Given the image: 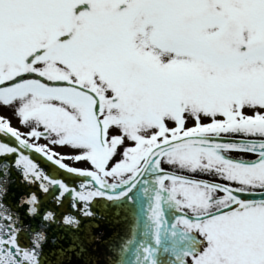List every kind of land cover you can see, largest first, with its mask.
Instances as JSON below:
<instances>
[{
    "label": "rangeland",
    "instance_id": "1",
    "mask_svg": "<svg viewBox=\"0 0 264 264\" xmlns=\"http://www.w3.org/2000/svg\"><path fill=\"white\" fill-rule=\"evenodd\" d=\"M120 1L121 0H113V2L110 3V0H103L102 3L106 8H111L110 10H113L117 6L116 4ZM194 1L195 0H191V2ZM209 1L214 8L219 10V14L223 15L227 20L231 21L236 19L237 27L242 30L243 37H245L246 33V35L250 34V36L254 38L253 40H264V34L261 33V31H264V15L262 14V10H260L259 14L255 15L254 13L251 14L249 10L246 12V10L237 9L238 6H234L233 4L240 0H199L198 4L199 6L201 5L203 8H206L208 7L207 4ZM243 1L249 2L250 0ZM94 2L96 3L100 1L94 0ZM255 2L257 3V0H255ZM240 5L244 6L243 4ZM61 6L64 8L68 7L69 3L65 2ZM51 7L53 6L50 4L48 8L51 9ZM163 8L164 6L160 4L158 0H151L145 3L135 4L130 9L127 8L126 10L119 12L116 17H113L112 19L108 16V12H104L98 18L92 20L93 23L91 27L94 31H84L91 34L93 48H91L90 52H85L84 49L79 51L77 48L70 52H66L67 48L62 47L57 50L55 53L56 55L53 54V58L52 56H48L40 62L41 70L45 71V77V75H47L46 72L50 71L49 67L51 66L56 68L59 73L66 74L70 71V69L66 70V67H58L60 65L53 64L51 62L53 59L59 61L73 60V62H78L80 60H87L88 55L91 57L89 59L91 64L80 67V69L77 68L75 71L76 73H79L81 78H88L89 82L86 83V88L84 89H95V91L97 89L98 92L96 94L102 92L103 96L107 98L105 99L107 102H101L96 105L99 121L102 126H107V137L110 138L109 142L105 141L104 143V151H102L101 148H99L100 150L95 148V144H90L88 139L90 138L91 131L84 132V130L77 124L79 118L76 117L74 111L77 110L81 119L85 120V108H87L88 102H90L83 96L70 97L67 93L62 95L61 92H49L45 93L47 95L46 97L45 95L40 94L44 93L40 85L37 86L35 90L23 91L20 93L22 94L20 96L17 95L13 97L12 95V98L10 95L0 94V122L12 126L16 130L19 129L20 132L24 130L25 133L22 131V135L25 138H31L35 143L42 147H46V150L50 152L51 155L61 159L69 165L82 169L91 168L93 170L102 171L100 173L104 177H107V179L119 180L132 173L143 159L145 149L151 144L162 140L161 138L164 136L175 135L178 132H188L199 122L205 123L208 126L216 124L219 126L224 125L231 119L237 120V118H244V113H241V110L244 112L263 113V99H255L253 104H242L243 106L238 107V105L227 100L225 97L226 95L222 96L220 93L225 90H236V88L242 90L241 83L233 81L228 82L233 75H246L251 73L260 78L263 74L260 69L264 65V49H259L255 52L262 54L251 53V55L248 53L240 55V60H236L233 65L228 64L226 61L220 65L219 63H217V65L214 63H207L205 61L209 60L208 49L207 45L203 42L197 40V48L199 50V55H202L205 58L199 56L196 52V47L191 48V45L188 47L174 46L173 44L182 45L181 41L173 39V36L172 39L171 37L167 39L164 31H160V29L164 28L160 15V11ZM59 10L60 7L57 10H54V16L49 19L50 21L57 22L56 28L60 26L63 14V12L60 13ZM191 12H193L192 9ZM128 16L136 19V26H134V31H129L126 36L124 35L123 37L121 35H123L125 31H116V26H123L124 18ZM27 22V31H14V33L20 36L25 35L29 37L34 34L37 38L41 37L42 31L46 29L47 21L27 19ZM210 23L216 25L213 21L208 20V24ZM203 24V22H193L188 24L185 28H191L193 30V27L199 26V28L203 30L210 29ZM170 29L171 27L169 30ZM115 32L118 34L114 37H108L109 33L114 34ZM177 32V35L180 38H184V35L181 32ZM184 32L195 33L197 31ZM199 32L204 35L201 36L202 41L206 40L209 44L210 42L208 41V36H206V34H209L212 31ZM10 37L11 36L7 35L6 39L9 40ZM191 39L192 38H189V41L194 43V40ZM219 40L216 41L220 42ZM106 43H116V45L113 46L116 51L105 49L102 45ZM127 46L141 50L142 54H139V56L135 55L133 59L132 57L124 56L123 52L118 49L121 47L126 48ZM212 46L219 47V44H212ZM22 55L23 54H16L18 57H10L16 63V65L10 67L11 70H15L17 66L19 67L20 63H17V61L21 60ZM229 56L237 58L234 53H230ZM149 63H155L157 66H161L160 70H167L165 80H163L161 74L156 73V71L149 66ZM184 65H187V68L181 69ZM30 69H37L39 71V66L32 62ZM57 70L55 71L56 73ZM123 71L134 72L136 76L134 79L139 80L137 82H139L138 84L141 88H146V90L142 89V91L141 88L139 89L140 94L145 92V98L142 99L141 97L138 100L124 101L121 110L124 109V111L122 110V113H125L126 118L121 115L114 118V114L118 112V106L116 107V104H113V102L108 103V101L111 100L109 98L113 97L111 96L113 88L108 84V88L106 89L105 87L103 89L104 81L102 75L103 77H105V74L107 77L113 75L118 77ZM72 73L73 72H71V74ZM210 74L223 77L219 80H211L213 78L205 76ZM129 75L133 76L132 73ZM62 77L64 76H61V78ZM89 77L91 78L89 79ZM167 81H169L170 88L169 86H164V83ZM94 85H96V88ZM180 85L182 87H185V85L189 86L191 89L190 91L184 90ZM196 88H198V91ZM256 90L260 91L257 92ZM256 90L253 93L257 96L258 94L263 93L262 96H264L263 89ZM183 91L186 92V97H190V99L195 97L189 95L194 91L200 93V95H205V93H207V96H210L211 98L207 97L210 98V100H207V106L201 104V106H198V101L189 102L187 108L184 106L186 109L184 111V119L179 124V119L176 117V113L178 112L176 108L179 107L178 101L180 99H178L179 96H177V94L182 93ZM146 93H149L152 98ZM250 96H253V94ZM53 98V101L46 102V100H52ZM68 99H70L73 104L67 106L64 110L59 108L62 105L52 103L57 101L63 102ZM131 102H133L132 105H134V107L131 106ZM45 103H48L49 105L46 110H34ZM153 103L158 104V108H155V104L153 105ZM203 103H206V101H203ZM152 107L158 111L154 110L156 113L153 112ZM167 109L169 110L167 111ZM56 110L62 114L54 115ZM30 111L33 112L30 114L25 126L33 127L40 119L38 114L44 112L48 119L46 129L42 130L41 128H34L27 130L26 128H22L24 119L22 113ZM145 111L148 112L145 113ZM160 111L163 112L159 113ZM235 112H240L237 114L238 117L228 114L231 113L233 115ZM137 115H139V120H136ZM102 152L108 156L110 160L107 166H103V161L100 159ZM165 164L175 168H188L195 170L200 169L202 165H207L209 166L208 172L211 174H219L220 169L223 167L228 169L227 166L225 167V165L217 159L205 154L194 152H178L174 157L168 158L165 161Z\"/></svg>",
    "mask_w": 264,
    "mask_h": 264
},
{
    "label": "water",
    "instance_id": "2",
    "mask_svg": "<svg viewBox=\"0 0 264 264\" xmlns=\"http://www.w3.org/2000/svg\"><path fill=\"white\" fill-rule=\"evenodd\" d=\"M186 147L264 152V141L187 135L152 147L135 174L108 183L0 126V264H168L171 221L188 215L167 208L165 179L218 186L161 167L163 155ZM220 188L240 204L264 201V191Z\"/></svg>",
    "mask_w": 264,
    "mask_h": 264
},
{
    "label": "flooded vegetation",
    "instance_id": "3",
    "mask_svg": "<svg viewBox=\"0 0 264 264\" xmlns=\"http://www.w3.org/2000/svg\"><path fill=\"white\" fill-rule=\"evenodd\" d=\"M45 0H36V10L38 12H41L40 16H43V12H44V8H48V6L51 4V6L55 7V3H60L61 0H48L45 4H44ZM27 0H21L18 3V6L15 5V9H19L18 11H16L15 13L20 12V14L24 17L25 14H28L29 12L27 11ZM233 135H238V136H245V137H251V138H264V127H252L251 131H247L244 133H235ZM234 154V153H233ZM237 155V154H234ZM248 155V157L252 156V154H245ZM231 170H228V178H224V177H220V180L225 181L226 183H229L231 185H236V186H246V187H253L254 185H264V169L260 168L257 169L259 167H264V164H262L259 167H250L249 172H247L245 175L242 174L241 172L237 171L236 166H231ZM223 176V175H222ZM218 177V176H217ZM215 179H218L216 177H213ZM174 186H178V184H174ZM187 189L189 188L188 186L186 187ZM194 188V187H192ZM195 189V188H194ZM189 192L192 194H197V192L193 189H189ZM210 190H208L207 193H209ZM204 193H202L203 195ZM222 196V193L220 194L217 190L212 191V194L210 196V200H218L220 197ZM224 200H221V203L224 202ZM208 207V206H207ZM212 208H216V205L214 204L212 206ZM239 215V213H238ZM234 216V215H233ZM249 216V214H247L246 212L244 213V217ZM212 223V221H211ZM213 223H228V225L226 227L223 226H219L218 228L223 229V228H229L230 230L236 231V230H241L240 233H245L244 236L239 237V239L244 240L245 244L250 243L252 240H259L261 239V236L259 235H252L249 234L250 232L247 231H251L253 228L255 232H259V226L255 225L254 227L251 226V222H249V220H242V219H238L236 221H228V222H224V220L219 219V220H215L213 221ZM245 229V230H244ZM263 244V242H260ZM255 245H257L255 247V249L251 248V246L247 245L245 248L244 252H240V254H242L246 259H249L250 257H252L253 255L257 258H263L262 255V251L260 250L262 246H259L258 243H256ZM249 249H251V252L249 251ZM264 260V258L262 259Z\"/></svg>",
    "mask_w": 264,
    "mask_h": 264
},
{
    "label": "bare ground",
    "instance_id": "4",
    "mask_svg": "<svg viewBox=\"0 0 264 264\" xmlns=\"http://www.w3.org/2000/svg\"><path fill=\"white\" fill-rule=\"evenodd\" d=\"M161 164V163H160ZM173 206H171L170 208H172ZM173 209V208H172ZM173 211H174V209H173ZM175 213H173L172 212V215H174ZM173 254H171V252H170V250H169V252L167 253V255L165 256V258H166V260H167V262H170V263H175V257L177 256V255H179L180 254V249L179 248H173Z\"/></svg>",
    "mask_w": 264,
    "mask_h": 264
}]
</instances>
